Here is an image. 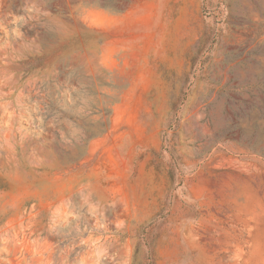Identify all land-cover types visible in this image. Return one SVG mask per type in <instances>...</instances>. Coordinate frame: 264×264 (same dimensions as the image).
Returning a JSON list of instances; mask_svg holds the SVG:
<instances>
[{
    "label": "rangeland",
    "instance_id": "obj_1",
    "mask_svg": "<svg viewBox=\"0 0 264 264\" xmlns=\"http://www.w3.org/2000/svg\"><path fill=\"white\" fill-rule=\"evenodd\" d=\"M0 264H264V0H0Z\"/></svg>",
    "mask_w": 264,
    "mask_h": 264
}]
</instances>
